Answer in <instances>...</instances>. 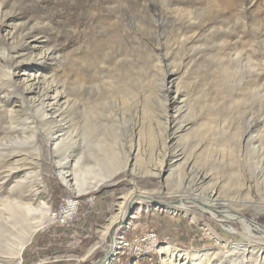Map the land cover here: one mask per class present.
<instances>
[{
    "label": "rangeland",
    "instance_id": "1",
    "mask_svg": "<svg viewBox=\"0 0 264 264\" xmlns=\"http://www.w3.org/2000/svg\"><path fill=\"white\" fill-rule=\"evenodd\" d=\"M0 10L19 36L36 34L34 55H49L38 66L42 78L55 79L71 101L57 147L45 135L58 125L44 126L17 103L7 107L25 121L0 139V162L16 153L29 164L7 189L40 180L56 215L26 246L22 264H99L114 242L109 264H163L160 249L169 244L227 252L226 244L246 243L237 218L213 214L240 208L232 202L239 196L264 207V0H0ZM176 69L175 88L187 99L179 122L192 127L173 140L165 80ZM161 168L168 172L159 181ZM111 180L118 184L84 195ZM71 199V222H58ZM180 203L189 213L174 209ZM11 211L0 205V257L13 247L6 238L40 217Z\"/></svg>",
    "mask_w": 264,
    "mask_h": 264
},
{
    "label": "bare ground",
    "instance_id": "2",
    "mask_svg": "<svg viewBox=\"0 0 264 264\" xmlns=\"http://www.w3.org/2000/svg\"><path fill=\"white\" fill-rule=\"evenodd\" d=\"M10 16H2V11L0 10V35L3 36L2 39L3 47L4 45L6 47V55L1 57V59L4 60V63L1 64V69H0V73L4 77L3 81L0 80L1 81L0 95L2 96V100L0 99V139L4 138V136L7 137L8 135H17L19 132L22 131V130L20 131V129L23 127L25 120L22 121L21 119L23 117L19 118L16 115H14L15 110L13 109L8 110L7 108L9 104L13 102V103H17L16 105H20L22 109L23 108L27 110L32 109L36 111V113L40 115L38 120L39 123H43L44 126L58 125L56 127L57 130H54L55 129L54 128L52 131H50L49 129V132H46L48 133V135H45L47 136L46 137L47 142L53 143L57 147L59 142L61 141L60 139H62L61 137H63V134L66 130L64 126H59V125L64 121L63 120L64 110L67 109L71 101L69 100L63 86L54 82L55 79L54 81H52L47 78L45 79L42 78L38 66L45 64L48 60L49 55L48 54L44 55L43 53L40 55H34L36 48L39 45L30 42L33 40H37L35 39L36 34L31 36L29 35L19 36L16 31L11 30V23L14 19L13 17ZM27 41H29V43ZM187 61H186V65H187ZM33 63H37V66H33L32 65ZM181 71L182 70L176 69L169 72L165 80L166 88L169 93V99H168L169 111L166 115L167 117L165 118H167L166 120H168L167 125L169 124L168 128H169V132H171L169 136L171 138L173 137V140L177 135H180L190 130V128L192 127L191 122H187V121L183 122L181 120L180 121L183 123L179 122V118L181 117V113H182L179 106L183 102H185V100H187V99L183 100V96H184V94L182 95L183 92L181 93L179 91V88L178 89L175 88L176 85L174 83L175 82L174 80L176 79L177 76L180 75ZM89 73L87 75L83 74V79L90 78L88 76L90 75ZM181 108L183 109V107ZM31 117L26 118L25 116V119L31 120L32 124H37ZM259 121L261 122V120ZM30 125L28 127H30ZM256 125H257V121H256ZM66 127H67V123H66ZM7 157L3 160V162L2 161L0 162V164L2 163L1 164L2 166H0V205H3L8 211L12 210L10 212L11 214L9 215L10 217H12V215H16L18 210H19L18 212L22 210L30 214L39 213L40 216V217H33L34 219L30 224L26 226L25 231L23 233L20 234L14 233L15 235L11 234L9 235L10 238L9 237L6 238L10 240V243L13 245V247L10 250H8L9 253L6 250L7 251L6 255H8L7 257H0V264H22L21 263L23 260L22 254L26 246L31 242L32 238L40 228H43L46 225L54 222L56 215L50 214V207L47 206V199H48L47 192L45 187H43L42 184L40 183V180L31 181L30 179H27L24 182V184L22 185L19 184L17 186L19 188H21L22 186V189L16 191L7 189V186L13 183L12 181H14L17 178L19 170L21 171L22 169H25L24 167H27L29 165L27 158L23 157L22 159H17L21 157L20 154L15 153L12 156L10 155ZM173 163L174 162H172V164H169L168 169H171V167L174 166ZM67 164H62V165L59 164L58 165L59 170L63 171L67 167ZM13 165L15 168H13ZM164 169L165 168H161L160 171H158L159 173L155 174V177H157L159 181H161L168 172V171L165 172V170L167 169L165 170ZM207 179H209L208 175L203 177L202 180H207ZM16 184H18V182ZM110 184L112 185L118 184V180H111L109 183L102 181V183H99L93 188L86 189L84 191V195H88L91 192H95L102 187L109 186ZM243 189H245V187ZM250 189L251 188H249V190ZM245 191L246 190H244V192ZM214 195L215 196L218 195V192H216L215 190L212 193V196ZM246 195L249 196L248 194ZM217 199H219V197ZM214 200L215 202L217 201L216 199ZM232 202H234L240 208L236 210L233 209L231 210L230 208H227L223 210L225 211L223 213H220L218 210V212L214 213L213 216L217 220H223V219L229 220L231 224L233 223L234 219L237 218L243 230L241 235L243 236L246 243L226 244V247L228 248L227 252H222L214 249L209 251L206 250L203 252L201 251L192 252L189 250L178 249L169 244L163 246L160 249V254L162 255L163 258V264H225V263L228 264V262H231L232 264L234 262H237V264H264V226L259 224V220L264 218V207L259 206L261 205V202H255L252 201L251 199L241 198L240 196L235 199H232ZM247 205H249V207H251V210L255 211L256 213L254 216H252V218H248L245 214L246 209L244 208ZM156 206L158 207V209L165 210L168 204L166 202L160 201L157 203ZM73 208L74 207H72V209ZM207 208L208 211L211 210L214 211V209L211 206H208ZM120 209L122 211V207ZM174 209L184 214L189 213V211L185 209L184 203H180L179 205L175 206ZM128 217L129 216L126 215V217L125 218L122 217L121 220H119L118 218L112 219V221L110 222L109 229L115 227V225L118 224V221H120L119 223L126 221ZM14 229L16 230L15 227ZM210 231L213 233L211 227H210ZM11 236L13 239L11 238ZM118 249H119V243L114 242L107 249L105 258L103 256L104 260L102 258L101 259L102 261L99 264H109L110 261L113 259V256L117 254ZM232 251L237 252L236 254L234 253L235 260L229 257V252Z\"/></svg>",
    "mask_w": 264,
    "mask_h": 264
},
{
    "label": "built area",
    "instance_id": "3",
    "mask_svg": "<svg viewBox=\"0 0 264 264\" xmlns=\"http://www.w3.org/2000/svg\"><path fill=\"white\" fill-rule=\"evenodd\" d=\"M74 202L72 199L66 202V207L62 208V210L59 212L57 221L60 223H69L71 222L75 211L73 212L72 205H74Z\"/></svg>",
    "mask_w": 264,
    "mask_h": 264
}]
</instances>
